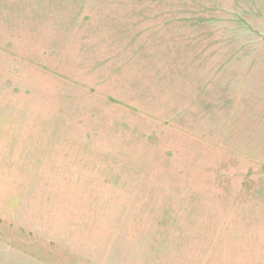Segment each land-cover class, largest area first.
<instances>
[{"label": "rangeland", "instance_id": "374dc122", "mask_svg": "<svg viewBox=\"0 0 264 264\" xmlns=\"http://www.w3.org/2000/svg\"><path fill=\"white\" fill-rule=\"evenodd\" d=\"M0 264H264V0H0Z\"/></svg>", "mask_w": 264, "mask_h": 264}]
</instances>
